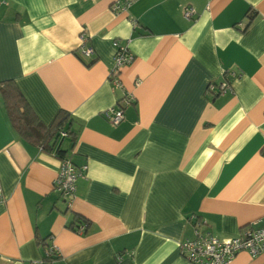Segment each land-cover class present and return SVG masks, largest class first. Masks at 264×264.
<instances>
[{"label":"crops","instance_id":"0c3cea01","mask_svg":"<svg viewBox=\"0 0 264 264\" xmlns=\"http://www.w3.org/2000/svg\"><path fill=\"white\" fill-rule=\"evenodd\" d=\"M3 1L0 83L46 125L68 112L74 142L56 144L87 169L73 198L55 191L61 159L15 130L0 92V264L47 246L51 264H191L179 244L195 222L218 238L264 225V0ZM115 42L134 55L119 87ZM119 105L114 125L103 112Z\"/></svg>","mask_w":264,"mask_h":264},{"label":"built area","instance_id":"2783aa9c","mask_svg":"<svg viewBox=\"0 0 264 264\" xmlns=\"http://www.w3.org/2000/svg\"><path fill=\"white\" fill-rule=\"evenodd\" d=\"M135 0H123L121 4L115 2L111 5L112 10H125ZM0 0V4L3 3ZM194 12L192 7H185L184 16L189 18ZM80 53L83 56H91L93 48L90 45H84ZM115 55L114 65L109 72V79L114 87L121 86L119 72L125 65L132 63L134 55L126 45H120L117 42L114 44ZM214 86L218 87L219 92L225 91L229 88L227 81H222L219 84L209 83L208 91H212ZM103 115L111 124H118L123 119V107H110L103 112ZM61 137H66L67 133L60 131ZM87 169V165L83 164L76 167L69 157L61 158L60 168L54 180V189L64 198L74 197L76 190V181L83 171ZM194 237L185 239L180 242L179 247L182 255L191 264H230L233 258L240 251H247L251 256H256L264 253V225L260 227H245L240 233L233 237L218 238L209 231L201 230L202 222L197 221L194 224ZM83 224L79 226V230H84ZM57 248L54 246H47L44 256L41 259L33 260L31 264H51L57 256Z\"/></svg>","mask_w":264,"mask_h":264},{"label":"trees","instance_id":"16d2710c","mask_svg":"<svg viewBox=\"0 0 264 264\" xmlns=\"http://www.w3.org/2000/svg\"><path fill=\"white\" fill-rule=\"evenodd\" d=\"M0 92L13 127L24 139L38 144L43 150L53 152L60 159L70 158L67 149L61 148V142L56 144L59 138H64L60 136L61 130L71 137L72 143L74 142L73 133L68 132L69 125L64 126L69 118L68 112L59 110L53 121L46 125L34 115L26 99L12 81L0 83ZM262 153L264 154V148ZM75 221L78 223L76 226H79L81 220L77 218ZM83 225L86 227L88 224L83 221Z\"/></svg>","mask_w":264,"mask_h":264}]
</instances>
